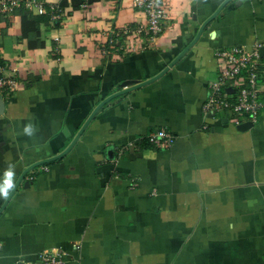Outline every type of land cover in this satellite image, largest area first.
Returning <instances> with one entry per match:
<instances>
[{"label": "crops", "instance_id": "0c3cea01", "mask_svg": "<svg viewBox=\"0 0 264 264\" xmlns=\"http://www.w3.org/2000/svg\"><path fill=\"white\" fill-rule=\"evenodd\" d=\"M43 1L66 17L0 16L1 61L20 82L0 96V208L25 169L79 139L0 215V264L58 249L66 264H264V112L246 130L202 114L217 52L264 48V0L229 2L172 67L225 0H163L154 40L134 0ZM161 129L168 150L147 143Z\"/></svg>", "mask_w": 264, "mask_h": 264}, {"label": "built area", "instance_id": "2783aa9c", "mask_svg": "<svg viewBox=\"0 0 264 264\" xmlns=\"http://www.w3.org/2000/svg\"><path fill=\"white\" fill-rule=\"evenodd\" d=\"M134 7L145 12L148 20L146 33L152 40L164 33L168 12L163 0H134ZM20 10L30 15L49 16L52 20L66 17L60 6L43 0H0V16H13ZM216 55L219 63L217 79L210 85L203 103V117L225 118L236 125L246 121L256 125L264 112V57L260 46L251 51L243 47L225 48ZM5 68L0 53V96L5 94L4 91L12 94L20 84L16 77L5 74ZM175 142V134L167 129L157 130L147 137V143L159 150H168ZM66 256L63 249L44 251L36 264H66Z\"/></svg>", "mask_w": 264, "mask_h": 264}, {"label": "water", "instance_id": "95a60500", "mask_svg": "<svg viewBox=\"0 0 264 264\" xmlns=\"http://www.w3.org/2000/svg\"><path fill=\"white\" fill-rule=\"evenodd\" d=\"M232 0H225L224 3L216 10V12L210 17L208 18L204 24L201 26L196 38L193 40V42H191V44L174 60V62L171 63L170 67H172L177 61H179L196 43L197 41L199 40L200 36L202 35L203 31L205 30V28L208 26V24H210L213 20H215L219 15L220 13L223 11V9L225 8V6L231 2ZM261 55L264 56V48L261 49ZM168 71V68L162 72L161 74H159V76H157L156 78L152 79L151 81H148V82H145V83H141V84H134L132 85L133 83H125L122 87H127V89H123V90H120L118 92H116L114 95L110 96L109 98L105 99L98 107L97 109L93 112V114L91 115V117L89 118L88 122L86 125H88L92 119L94 118V116L96 115V113L104 106L106 105L107 103H109L111 100L121 96V95H124L125 93L133 90V89H136V88H139V87H142L144 85H147L157 79H159L161 76H163L166 72ZM131 85V86H129ZM4 110H5V103L3 100H0V115H2L4 113ZM253 124L251 122H248V123H244V124H241L240 126H238V129L239 130H246L247 128H250L252 127ZM87 127V126H86ZM79 138H76L72 144L62 153L60 154L59 156H56L54 158H50V159H47V160H43V161H40V162H37L36 164H33L32 166L28 167L27 169L24 170V172L22 173V175L20 176L19 180L17 181V183L15 184L11 194L9 195V197L7 198V200L4 202L3 206L0 208V215L3 213V211L6 209L7 205L9 204L11 198L13 197V195L15 194V192L17 191V189L19 188V186L21 185L22 181L25 179V177L32 171L34 170L35 168L39 167V166H42V165H45V164H49L53 161H56V160H59L61 158H63L64 156H66L70 150L72 149V147L76 144V142L78 141ZM27 185V183H26Z\"/></svg>", "mask_w": 264, "mask_h": 264}, {"label": "trees", "instance_id": "16d2710c", "mask_svg": "<svg viewBox=\"0 0 264 264\" xmlns=\"http://www.w3.org/2000/svg\"><path fill=\"white\" fill-rule=\"evenodd\" d=\"M18 13H19V16H20L21 20H23V22L25 21V19H26L27 16H30V14H28V12H26V11H24V10H20ZM35 25H37V23H36V21L34 20V22H33V21L28 22L26 26H27L28 28L31 27V29H33L32 31L35 32V30H36ZM22 26H23V25H22ZM14 28H15V27H14ZM14 28H11L9 32H10V33L15 32ZM35 33L38 34V32H35ZM23 35H24L25 37H29V36L27 35V32H23ZM31 44H32V40H31Z\"/></svg>", "mask_w": 264, "mask_h": 264}]
</instances>
